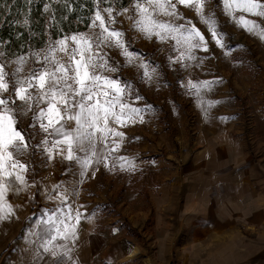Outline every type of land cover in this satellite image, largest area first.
<instances>
[{"label": "rangeland", "instance_id": "obj_1", "mask_svg": "<svg viewBox=\"0 0 264 264\" xmlns=\"http://www.w3.org/2000/svg\"><path fill=\"white\" fill-rule=\"evenodd\" d=\"M111 3L112 0H102L99 6L103 9ZM130 3L131 0H118L114 6L119 10L130 6ZM95 10L93 4V10L88 14V22L82 29L49 38L39 48L14 56L5 55L0 48V52L4 53L0 56V62L9 65L10 71L15 67L11 62L20 55L27 57L32 52H40L50 42L58 41L64 36L80 32L91 35L97 31L89 29L90 17ZM178 10L186 19L192 20L209 41L208 51L197 49L194 52L197 59L184 62L188 67L170 63L169 57L175 58L179 54L173 50L174 41L161 42L155 37L146 38L132 27V22L125 15L116 16V23L112 25L124 33L128 50L137 53L143 63L155 69L152 80L147 81L142 79L143 69L138 67L141 60L130 64L120 49L116 47L103 49L110 57V63L118 69L117 72L105 74L128 82L132 86L133 93L128 99L145 108L151 121L149 129L153 133H146L145 126L142 127L140 122L138 127H134V131L128 133L132 138L126 140L123 146L139 149L141 139L142 143L149 140L152 145L148 144V148L144 150L139 149L137 160L144 162L121 167L114 161H109V164L99 169L93 178L87 179L85 185L81 186L79 194L87 211L92 215L91 220L92 224L94 221L95 228L93 232L86 233V239L80 240L79 236L81 237L83 233H79L76 227L77 238L74 241L69 238L67 241L56 242L60 245L67 244L71 249V258H75V264H79V258L84 256L86 264H205L207 260L212 262L217 260L216 258L221 259V252L211 248L192 247L194 245L191 241L200 240L199 237L205 239V235L196 237L197 235L192 232L193 227L189 229L174 226L172 223L167 226L164 223L159 224L162 218L158 216L157 200L154 201V191L149 193V189H156L161 179L170 176L172 173L170 169L173 170L171 167L166 169L161 167L164 161L162 158L157 160V157L166 152L167 160L174 162V159H177L176 162H183L191 152L192 138L200 126L197 117L200 112L197 108L205 98L222 97L229 111L237 114V123L246 131L249 141H252L253 137L256 140L259 129L256 114L264 107V39L235 23L224 13L218 0H208L205 11L215 13L217 30L226 45L221 48L212 40L208 28L199 22L193 10L183 5H178ZM102 15L107 19L106 13L102 12ZM113 15H116V12ZM248 18L256 20L261 28H264V18L255 16ZM57 55L63 56V53ZM29 66L39 67L35 61H30ZM190 80L196 84L207 81L210 82V86L203 88L198 98L186 87ZM136 95L141 99L136 100ZM21 119L26 128L32 123L31 114ZM28 130L32 132L31 128ZM158 132L165 134L166 141L170 144L165 150L161 142L158 143ZM44 135L42 132L39 135L34 134L31 143L37 145ZM154 156L156 158H151ZM25 159L30 165L27 178L30 184L34 182V186L30 191L22 192L18 196L11 195L17 196L21 203L27 205H22L24 211L16 220L21 222L19 232L16 230L17 232L0 234V253L7 243L11 246L8 255H14L18 248L24 252L25 249L22 247L29 242L33 247H37L33 250L40 253L41 260L47 258L49 263L54 264L53 257L39 248L40 240L34 233L44 235L46 226L40 221L46 219V214H51V210L64 208L60 202L49 199L50 194L46 191L48 187L39 186L35 180L37 173L45 167V153L37 148L34 155L29 154ZM82 240L87 242V246L92 245L89 248L92 253L78 248ZM70 242H73L74 246ZM129 251L132 252V257L124 258ZM61 259L63 264H73L69 263L67 257Z\"/></svg>", "mask_w": 264, "mask_h": 264}, {"label": "snow or ice", "instance_id": "obj_2", "mask_svg": "<svg viewBox=\"0 0 264 264\" xmlns=\"http://www.w3.org/2000/svg\"><path fill=\"white\" fill-rule=\"evenodd\" d=\"M26 2L31 4L32 0ZM101 2L92 0L96 10L90 17L89 29L97 31L91 35L80 32L64 36L50 42L40 52H32L27 57L20 55L11 62L15 67L10 71L9 65L0 62V222L11 220L16 214L9 195L18 196L34 186L27 178L30 165L25 157L34 155L37 148L46 153L48 159L54 154L60 155L86 169L93 161L107 160L111 153L119 150L124 133L113 125L126 126L128 122H134V117L143 122L142 109L128 102L133 93L132 86L105 74L118 71L104 53L105 47L120 49L127 63L141 60L137 53L128 50L124 33L112 27L116 16L125 15L132 27L148 39L174 41L173 50L179 54L175 58L169 57L173 64L188 67L184 62L195 61V50L206 52L209 43L196 24L178 10V5L193 10L199 22L208 28L212 40L219 47H226L217 30L215 13L205 11L208 0H131L130 6L119 10L114 6L118 0H112L110 6L103 9L99 6ZM218 3L235 23L264 39V28L248 18H264L262 0H218ZM49 9L50 6L45 5L44 11ZM102 12L107 14V19ZM29 23L26 16L23 26ZM3 55L0 52V56ZM30 61H35L39 67L29 66ZM138 67L143 69L142 79L151 81L155 69L142 60ZM209 86L210 82L196 84L191 80L186 85L198 98L201 90ZM135 99L141 97L136 95ZM29 114L32 123L26 128L21 118ZM41 132L44 137L33 145V135ZM78 153H83V157ZM54 191L56 195L50 194L49 199L65 204L67 192L62 191V186H54ZM80 217V212L76 210L73 215L69 206L66 212L62 208L51 210V214H46V219L40 221L46 226L44 235L34 234L40 240L39 248L53 257L54 264H63L61 257L72 259L67 244L56 242L77 238L76 226Z\"/></svg>", "mask_w": 264, "mask_h": 264}, {"label": "crops", "instance_id": "obj_3", "mask_svg": "<svg viewBox=\"0 0 264 264\" xmlns=\"http://www.w3.org/2000/svg\"><path fill=\"white\" fill-rule=\"evenodd\" d=\"M128 102L133 107L142 109L141 126H145L143 130L146 133H153L149 129L151 121L148 111L132 99H128ZM200 105L197 108L200 112L197 114L200 126L192 138L191 152L187 158L183 162H176L177 159L173 162L165 158L166 152L157 158L151 157L157 160L162 158L164 164L161 167L173 168L170 169L171 175L161 179L156 189H149V193L154 191V201L157 200L158 216L162 218L159 224L164 223L167 226L172 223L174 226L189 229L193 227L192 232L196 237L205 235V239L199 237L200 240L191 241L194 245L192 247L211 248L221 252V259L216 258L212 262L207 260L205 264H264V107L256 114L258 136L256 140L253 137L249 141L246 131L237 123V114L229 111L222 97L205 98ZM133 119L134 122H128L123 127L113 125L124 133L119 150L111 153L107 160L93 161L86 169L60 155L54 154L52 159H48L45 153V167L37 173L35 180L39 186L48 187L47 194L56 195L54 186L57 185L67 192V201L62 207L66 212L70 206L73 215L76 210L80 212V221L76 226L79 233H83L79 236L80 240L86 239V233L93 232L95 228L92 215L80 197L81 186L85 185L87 179L93 178L99 169L109 164V161L120 166H133L135 163L138 165L143 161L137 160L139 149H147L148 144H151L149 140L142 143L141 139L139 149L123 146L126 140L132 138L128 133L134 131V127H138L140 123L139 117ZM157 135L158 143L161 142L163 149H167L170 144L166 141L165 134L158 132ZM78 155L83 157L84 154ZM119 157L126 159L121 161ZM11 195L9 202L15 207L16 214L11 220L0 222V234L16 230L19 232L21 222L16 220L24 211L22 205H27L21 203L17 196ZM26 243L22 247L25 251L16 248L14 255H8L11 246L7 243L0 253V264H51L47 258H39L33 250L37 247ZM79 247L89 252L92 245L87 246V242L82 240ZM78 262L86 264V256L79 258Z\"/></svg>", "mask_w": 264, "mask_h": 264}, {"label": "trees", "instance_id": "obj_4", "mask_svg": "<svg viewBox=\"0 0 264 264\" xmlns=\"http://www.w3.org/2000/svg\"><path fill=\"white\" fill-rule=\"evenodd\" d=\"M92 10L91 0H0V48L8 56L39 48L49 38L82 29ZM26 16L30 23L25 27Z\"/></svg>", "mask_w": 264, "mask_h": 264}, {"label": "bare ground", "instance_id": "obj_5", "mask_svg": "<svg viewBox=\"0 0 264 264\" xmlns=\"http://www.w3.org/2000/svg\"><path fill=\"white\" fill-rule=\"evenodd\" d=\"M132 255H133V254H132V252H131V251H129L128 253H126V255H125V256H126V257H130V256L132 257ZM124 258H125V257H124Z\"/></svg>", "mask_w": 264, "mask_h": 264}]
</instances>
